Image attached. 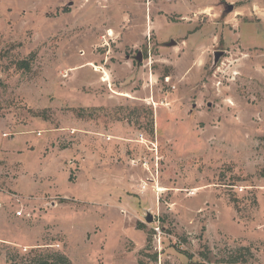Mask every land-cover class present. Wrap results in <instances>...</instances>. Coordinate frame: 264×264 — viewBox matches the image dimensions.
Here are the masks:
<instances>
[{"label": "rangeland", "instance_id": "374dc122", "mask_svg": "<svg viewBox=\"0 0 264 264\" xmlns=\"http://www.w3.org/2000/svg\"><path fill=\"white\" fill-rule=\"evenodd\" d=\"M0 264H264V0H0Z\"/></svg>", "mask_w": 264, "mask_h": 264}, {"label": "water", "instance_id": "95a60500", "mask_svg": "<svg viewBox=\"0 0 264 264\" xmlns=\"http://www.w3.org/2000/svg\"><path fill=\"white\" fill-rule=\"evenodd\" d=\"M224 52H219V51H216L214 52V62H213V66H212V69H215L218 65V62L220 60V58L223 56ZM139 60H141V54L139 55ZM146 222L148 223H152L153 222V217L149 214L146 218Z\"/></svg>", "mask_w": 264, "mask_h": 264}, {"label": "built area", "instance_id": "2783aa9c", "mask_svg": "<svg viewBox=\"0 0 264 264\" xmlns=\"http://www.w3.org/2000/svg\"><path fill=\"white\" fill-rule=\"evenodd\" d=\"M166 84L167 85H170V79L169 78H167L166 80ZM172 89H175V87L174 86H172ZM158 233H160V229L158 228V230H156Z\"/></svg>", "mask_w": 264, "mask_h": 264}, {"label": "bare ground", "instance_id": "6f19581e", "mask_svg": "<svg viewBox=\"0 0 264 264\" xmlns=\"http://www.w3.org/2000/svg\"><path fill=\"white\" fill-rule=\"evenodd\" d=\"M96 70L99 71L100 70L99 67ZM150 182H153V181L151 180ZM156 191L161 192L163 190L159 188V189H156Z\"/></svg>", "mask_w": 264, "mask_h": 264}, {"label": "trees", "instance_id": "16d2710c", "mask_svg": "<svg viewBox=\"0 0 264 264\" xmlns=\"http://www.w3.org/2000/svg\"><path fill=\"white\" fill-rule=\"evenodd\" d=\"M69 11H70L69 9H65V10H64V12H69ZM63 261L66 262V260H63Z\"/></svg>", "mask_w": 264, "mask_h": 264}, {"label": "flooded vegetation", "instance_id": "af4514ba", "mask_svg": "<svg viewBox=\"0 0 264 264\" xmlns=\"http://www.w3.org/2000/svg\"><path fill=\"white\" fill-rule=\"evenodd\" d=\"M141 58H142V56H141Z\"/></svg>", "mask_w": 264, "mask_h": 264}]
</instances>
